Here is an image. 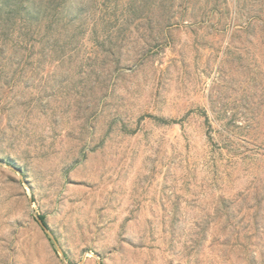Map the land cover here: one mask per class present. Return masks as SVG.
<instances>
[{
    "label": "rangeland",
    "instance_id": "obj_1",
    "mask_svg": "<svg viewBox=\"0 0 264 264\" xmlns=\"http://www.w3.org/2000/svg\"><path fill=\"white\" fill-rule=\"evenodd\" d=\"M0 264H264V0L0 2Z\"/></svg>",
    "mask_w": 264,
    "mask_h": 264
},
{
    "label": "trees",
    "instance_id": "obj_2",
    "mask_svg": "<svg viewBox=\"0 0 264 264\" xmlns=\"http://www.w3.org/2000/svg\"><path fill=\"white\" fill-rule=\"evenodd\" d=\"M6 1L7 0H0L1 3L6 2ZM8 1H10V0H8ZM34 2H35V4H37V5L39 4V5H42V6H43V4L44 5L57 4V0H34ZM158 119L161 120V121H167V120H163V119H160V118H158ZM172 122H176V121L174 120ZM41 217L43 218V220L45 221V223L48 224V222L46 220V216L45 215H42Z\"/></svg>",
    "mask_w": 264,
    "mask_h": 264
},
{
    "label": "water",
    "instance_id": "obj_3",
    "mask_svg": "<svg viewBox=\"0 0 264 264\" xmlns=\"http://www.w3.org/2000/svg\"><path fill=\"white\" fill-rule=\"evenodd\" d=\"M38 220H39L41 226L46 230V232L49 233V234L51 235V237L57 242V240H56V238H55V236H54V234H53V232H52V230H51L49 224L45 223V221L43 220V218L40 217V216H38ZM59 248H60L61 252L63 253V257H64V259H66V255H65V253H64V251L62 250V248H61L60 245H59Z\"/></svg>",
    "mask_w": 264,
    "mask_h": 264
}]
</instances>
